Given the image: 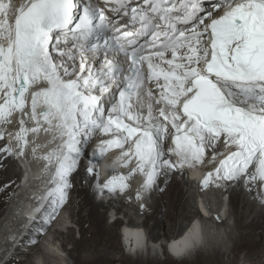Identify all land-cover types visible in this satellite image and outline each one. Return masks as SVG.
I'll return each mask as SVG.
<instances>
[{"label":"snow or ice","instance_id":"obj_1","mask_svg":"<svg viewBox=\"0 0 264 264\" xmlns=\"http://www.w3.org/2000/svg\"><path fill=\"white\" fill-rule=\"evenodd\" d=\"M16 114L0 196L29 133L58 134L49 224L78 186L114 203L133 177L162 190L206 158L203 186L255 192L264 208V0H0V125ZM113 148L128 173L101 182L95 162Z\"/></svg>","mask_w":264,"mask_h":264},{"label":"bare ground","instance_id":"obj_2","mask_svg":"<svg viewBox=\"0 0 264 264\" xmlns=\"http://www.w3.org/2000/svg\"><path fill=\"white\" fill-rule=\"evenodd\" d=\"M12 2L18 5L20 3H24L25 0H12ZM18 120L19 115L16 114L13 123L9 125H1L2 129L4 127L6 128L5 140L3 142H14L10 141L8 137L9 134H14L19 131ZM13 125L14 129H12ZM32 126L31 122L27 125V127ZM28 139L30 140L28 151L31 150L32 152V150L35 149V154H32L31 157L17 161L21 176L17 187L13 192L16 196L12 198H15L16 200H19L24 194H26L27 191L32 193L31 195H37L39 192H42L44 187L42 184L43 182H39L35 185L34 182H37V179L42 177L44 178L48 169L46 164L48 161H46L44 157L51 154L50 152L52 146L56 145L57 142H60L58 134L54 136L53 133L44 132L43 130L35 134L29 133ZM228 151L230 150L224 149V152ZM118 152H120L119 148L109 149L96 161L95 171L98 173V179L101 180V177L105 176L107 168L106 166H99L101 165L100 162H104L108 166L111 161L116 160L115 156ZM220 158H222L221 155H218L217 161ZM120 159V163L118 162V159L115 162V164L117 162L118 165L120 164L118 169L119 174L117 176L125 175L127 169V167L124 166L122 157ZM211 166L215 167L216 165L212 163ZM204 170L205 167H203V165H199L194 170L193 175L200 177L202 176ZM177 174L178 173L170 174L167 184L161 185L162 190L153 188L150 191L151 193L148 191L149 196H151L150 198L147 195V190H144L141 187V180L143 178L137 179L136 177H133L130 182L132 186L131 188L135 193L140 191L143 197L142 201L136 200L134 195L128 196L127 194H131V189L129 188L127 194L114 203L112 200H109L108 203H105L104 201L97 202V199L94 200L92 198V190L88 187V185H84L83 187L78 186L77 189L73 191L74 196L72 199L68 200L71 205H73L75 201L77 204L73 207L71 206L66 208V214H68L70 218H68L64 212L65 216H59V213L65 206L64 205L57 210L55 219L52 223H47L46 221L48 220L49 215L53 212V206L48 203L44 207L41 215L37 216V220L34 218L36 222L21 240V243L27 246L26 250L22 252L21 248H16L14 254L10 258L6 257L8 255H3V258L0 256V260L1 262H4L3 264H68L67 254L62 251V248H64L68 243H72L73 253L69 256L75 260V264H113L116 259V256L113 254L115 247L113 240L118 234L116 227L118 224L117 222H121L126 218V214L123 213L124 208L133 209V207L138 204V210H136V213H138V216L145 215L146 222L148 224L153 222V224H150L152 225L153 238L158 240L162 235H169L170 227H179L183 225L182 222L187 220L190 215H192V217L197 215L196 207L191 206V203L195 202L191 189L198 192V197L202 200L203 207L209 208V210H212L211 212H214L215 215H218L219 211L223 208L222 215L226 217L228 206L227 204L224 203L223 205L222 203V191L220 190V187H217L215 183H212L207 190H202L199 185L197 190L196 184L189 181H182V183L180 179L176 177ZM45 178L47 177L45 176ZM13 186L14 184L12 185V189L14 188ZM227 192L230 194V205L236 214V228H238V237L236 239L233 238L232 247L231 242L230 245L226 246V248L230 251H225V253L222 250L219 251L215 248L208 249L209 251L203 250L197 252L195 255L184 258L180 264H221L222 258L227 253V255H233L238 259L244 260V262L246 260V264H253L256 260L264 257V208L256 211L254 209V203H250V197L253 196L254 192L249 195V193H245L244 190L239 187H230L226 190V193ZM10 193L7 197L0 196V215L8 212L9 217L7 216V218H9L8 220L10 221L13 219L16 212L18 214H25L24 216L28 215V217L35 213L34 211H36V208L32 206V204H28L30 206H26V208H18L16 206L15 208L7 209L6 201ZM187 193L190 194L186 197ZM145 198L151 200V202L147 203L144 208H141L140 204L144 203ZM43 199L45 198L43 197ZM102 209H107V211L102 212ZM85 211L87 213L83 214ZM109 212H112L115 216H113L112 222L109 221ZM63 213H61V215ZM41 217L43 219L39 222ZM68 219L69 221L72 219L73 221L76 220L80 222V232L78 230V232L72 230L74 226L71 222H68ZM226 219L228 220V217ZM144 223L145 221L143 220V228ZM216 223L217 222L214 220L206 221L205 219V222L203 223L205 224V231L206 233H210L212 237H214L217 233L220 235L219 238H223L228 233L227 227L229 225L224 221L220 222V224ZM199 226L200 223L197 222L191 232L187 233L185 236H182L183 234L177 236V238H175L172 242V247L175 249L183 248L190 241L192 236L196 241L198 239L199 232L195 233L194 230H198L200 228ZM2 230L4 232V229L1 227L0 232ZM3 232H1V234ZM6 232L8 231L6 230ZM49 233L51 234V238L46 239L43 243V237L45 234ZM77 233H79V239L75 238V234ZM178 233H180V230H178L177 234ZM2 235L5 234L3 233ZM123 239L127 249L133 250L135 248H143L145 246L144 231L139 229L131 230L124 228ZM9 245L10 244L8 243V246ZM153 251L155 250L153 249ZM78 253L82 255L80 258L78 257ZM36 254H38V256L35 257L36 261H29V258ZM14 255L22 256V258L18 260Z\"/></svg>","mask_w":264,"mask_h":264},{"label":"rangeland","instance_id":"obj_3","mask_svg":"<svg viewBox=\"0 0 264 264\" xmlns=\"http://www.w3.org/2000/svg\"><path fill=\"white\" fill-rule=\"evenodd\" d=\"M12 129H14V125L12 126ZM2 130L3 129L0 126V131H2ZM28 141L30 143V140L29 139H28ZM1 142L2 141H0V143ZM31 156H32V152L30 150V151H28L27 157H31ZM208 162H210L212 164V162L207 159L206 163H208ZM46 164L48 166V169H47V172L45 171L46 174L44 175V178H45V176L47 178H45V181H44V178L42 177L43 178V181H42V178H40V179H37V182H34V185L37 184V183H39V182L40 183L43 182L42 184L44 185V187L42 189V192H39L37 195H31L32 193H29V191H27L26 194H24L19 200H16L15 198H12V197L16 196V194H14L13 192L15 191V189L17 187V184H18V181H19L20 176H21V173L19 171L20 168H19V165H18V163L16 161L14 175L12 176V178L14 180V183H13L14 184V186H13L14 188H13V191L10 193V195H9L7 201H6V205H7L6 208L7 209L8 208H15L16 206L18 208H26V206H30L32 204V206H34L36 208V211H34L35 213L32 216L30 215L29 217H28V215L24 216L25 214H18L16 212V214L13 217V219L10 220V221L8 220L9 218H7L8 212H5L3 215H0V230H1V227H2V229H4V232H3V230L1 232H3L5 234V235H2L3 233L1 234V232H0V256L1 257L3 255H8L9 257L8 256H6V257L7 258H10L14 254V251H15L16 248H21V251L22 252H24L26 250L27 246L26 245H23L21 243L22 238L28 233V231L30 230V228L36 222V220H37L36 218H38L37 216L41 215L44 207L52 199V197L50 196V192H51V190L52 191L54 190V184L52 183V179L54 178V175H55L56 169H54V168H56V165L55 164L49 165L48 163H46ZM176 173H178L176 175V177L178 179H180L181 182L182 181L185 182L184 178L182 177L184 175V172H176ZM111 177L112 176H110L108 178H111ZM88 187H90V186H88ZM90 189H91V187H90ZM220 190L222 192H226V190L223 187H220ZM191 192H192V190H191ZM188 194H190V193H187L186 197L188 196ZM147 195L149 196L148 190H147ZM249 195H251V193H249ZM73 196L74 195L72 193L71 196L69 197V199H72ZM254 196H255V199H253ZM43 197L45 199H43ZM150 197L151 196H149V198ZM227 197H229V203H228V219L229 220L226 219L224 222H227L229 226L227 227L228 233L225 235V237H226V240H227V237L229 238L228 240H229V242H231V247H232L233 238L236 239L238 237L237 236L238 235V228H236V214H235L232 206L230 205V194H229V192H227ZM102 201H104L105 203H108L109 200L108 199H105V200H99V199H97V202H102ZM250 201H251L250 203H252V202L254 203V209L256 211H259V210L263 209L261 207V204H260V197L255 192H254L253 196L250 197ZM150 202H151V200H149L147 198L144 199V204L145 205H147V203H150ZM28 204H30V205H28ZM75 205H77L76 204V201L74 202L73 205H71L70 202H68L67 204H65V206L63 207V209L59 213V216H63L64 213H65V215L68 218H70L68 216V214H66V212H67V209L66 208L67 207H71V206L73 207ZM191 206L195 207V202L194 203H191ZM124 209H126V208H124ZM105 211H107V209H102V212H105ZM61 213H63V214L61 215ZM86 213L87 212L85 211L83 214H86ZM108 215L110 216L109 221L112 222L113 221L114 214L112 212H109ZM59 218H61V217H59ZM138 218L141 220V222H143V220L145 221L144 228L146 227L145 229L147 230V233L151 236L152 239H154L153 238V233H152V225H150V224H153V222H151V223L148 224L146 222V216L145 215H143V216L141 215ZM190 218H192V215H190V217L187 220H185L184 222H182V223L183 224L186 223ZM42 219L43 218L41 217L39 222H41ZM13 222H14V224H13ZM68 222H71L73 224L74 228L72 230H74L76 232H78V231L80 232L81 226H80V222L79 221H76V220L73 221L72 219H70V221H69V219H68ZM117 223L118 224L116 225V227H117L118 234L115 236V238L113 240V244L115 246L114 247L113 254L116 256V259L113 262V264H180V262L182 261V260L181 261H176L173 258H171L170 256H168L167 254L164 255L165 256L164 259H162V257L161 258H158V255H152V256H150V255H148V256H146V255H144V256L138 255L137 257H133V258L127 256L124 253L123 246H122V242H121V236H120V232H119L121 225H120V222L119 221ZM67 224H69V223H67ZM216 224H220V223H216ZM6 230L9 233L6 232ZM177 230H178L177 227L176 228L170 227L169 235L168 236L162 235V236H160V239H158V240H160L161 242H164V241L168 240L170 237H172L174 234H176ZM52 231H54V230H52ZM77 234H75V238L76 239H79L78 238L79 233H77ZM50 235H51L50 233L49 234H45V236L43 237L44 240L42 242L44 243L46 239H50L51 238ZM219 236L220 235L216 234L212 238L216 241L219 238ZM154 240H157V239H154ZM8 243L11 246L10 245L8 246ZM211 244H214V243H211ZM223 248L224 249H222L220 246L215 247V249H218L219 251L220 250H222L223 252H225V251H228L229 252L230 251V250H228L226 248L225 245H223ZM207 250L208 249H205L204 251H207ZM62 251L65 252V254H67V257H68L67 261L69 262L68 264H75V260L69 256L70 254L72 255V253H73V244L72 243H68L64 248H62ZM198 252H200V251H198ZM154 253H155V251L151 252V254H154ZM243 253H244V251H243ZM227 254L222 258V260H221L222 263L221 264H246L245 262H247L246 260L244 262V260H242V259H238V258L234 257L233 255L232 256H229ZM191 255H194V254H189L188 256H191ZM14 256L18 260L22 258V256H16V255H14ZM37 256H38V254H36L34 256H31L29 258V261H31V260L33 262L36 261L35 257H37ZM81 256L82 255H80V253H78V257L80 258ZM239 257H241V256H239ZM3 263L4 262H1V260H0V264H3ZM253 264H264V257L261 258V259L256 260V262H254Z\"/></svg>","mask_w":264,"mask_h":264},{"label":"clouds","instance_id":"obj_4","mask_svg":"<svg viewBox=\"0 0 264 264\" xmlns=\"http://www.w3.org/2000/svg\"><path fill=\"white\" fill-rule=\"evenodd\" d=\"M119 161V159H118ZM113 165L109 164L108 166L106 165V171H105V176L106 178L108 179V177L110 176H117L119 174V167H120V164L118 165L117 163L115 164L116 160H113L112 161ZM120 163V162H119ZM128 173V170L126 169V173H125V176L127 175ZM132 186H130V189H131V194H128V196H132L134 195L136 197L137 193H135L132 188ZM192 190V189H191ZM150 192V191H149ZM225 193L226 196H227V193L226 192H222V194ZM194 195V199H195V204L199 201V199L196 198L195 194ZM201 200V199H200ZM202 201V200H201ZM228 202H229V197H227V206H228ZM138 204H136L133 209H123V213L126 214V218L123 219L121 222H120V234H121V242H122V246H123V250H124V253L129 256V257H137L138 255L140 256H152V255H158V258H161L164 259L165 258V254H167L168 256H170L171 258H173L174 260L176 261H181L183 260L184 257L183 254H180V255H177L176 252L174 251L175 248L172 247V243L170 244L171 240H174L175 238H177V236L183 234L182 232V229L184 228L185 226V223L178 228V230H180V233L177 234H174L172 237H170L168 240L164 241V242H161L160 240H152L149 236V234L147 233V230L145 228L142 227V222L141 220L138 218V213H136V210H138V207H137ZM203 205V203H202ZM206 208V207H204ZM207 210H209V208H206ZM133 217H135V219H132ZM227 217H228V207H227ZM200 221L201 222H205V219L206 217H203L201 216V218L199 217ZM207 220V219H206ZM229 220V219H228ZM208 221H211V220H208ZM205 225V224H204ZM124 226H128V227H134V228H138L139 230H142L144 231V237H145V246L143 248H135L133 250H130L129 252H126L125 248H124V239H123V232H122V229ZM199 232V236L201 235L202 237H204V231L202 230V226H201V231H198ZM183 236V235H182ZM198 236V237H199ZM193 240V237L191 238V241ZM162 246V247H161ZM222 248V247H221ZM153 249L155 250V253L154 254H151V252L153 251ZM224 249V248H222ZM194 255V251L192 252ZM197 253V252H196Z\"/></svg>","mask_w":264,"mask_h":264},{"label":"water","instance_id":"obj_5","mask_svg":"<svg viewBox=\"0 0 264 264\" xmlns=\"http://www.w3.org/2000/svg\"><path fill=\"white\" fill-rule=\"evenodd\" d=\"M206 175H207V174H206ZM206 175H204V177H205ZM204 177H203V178H204ZM203 178L201 179V181H200V183H199V186H200V188H201L202 190H207V189L211 186L212 183L210 182L209 185H208L207 187L203 186V183H202Z\"/></svg>","mask_w":264,"mask_h":264}]
</instances>
